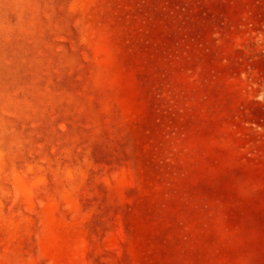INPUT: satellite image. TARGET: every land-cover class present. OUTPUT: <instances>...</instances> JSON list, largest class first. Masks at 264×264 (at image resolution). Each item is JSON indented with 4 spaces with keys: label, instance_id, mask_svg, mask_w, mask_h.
Segmentation results:
<instances>
[{
    "label": "rangeland",
    "instance_id": "1",
    "mask_svg": "<svg viewBox=\"0 0 264 264\" xmlns=\"http://www.w3.org/2000/svg\"><path fill=\"white\" fill-rule=\"evenodd\" d=\"M0 264H264V0H0Z\"/></svg>",
    "mask_w": 264,
    "mask_h": 264
}]
</instances>
